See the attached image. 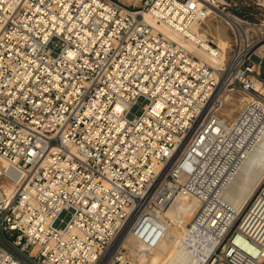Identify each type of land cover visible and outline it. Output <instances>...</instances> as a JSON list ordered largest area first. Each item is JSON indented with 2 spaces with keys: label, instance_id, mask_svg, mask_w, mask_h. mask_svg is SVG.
Wrapping results in <instances>:
<instances>
[{
  "label": "built area",
  "instance_id": "obj_1",
  "mask_svg": "<svg viewBox=\"0 0 264 264\" xmlns=\"http://www.w3.org/2000/svg\"><path fill=\"white\" fill-rule=\"evenodd\" d=\"M219 14L248 27V46L230 27L240 62L220 93L184 38ZM261 42L264 0H0V264H102L126 226L149 251L176 195L215 198L222 160L264 124L250 102L219 115L234 87L264 103ZM246 213L206 264H264V182ZM123 249L109 264H130Z\"/></svg>",
  "mask_w": 264,
  "mask_h": 264
},
{
  "label": "bare ground",
  "instance_id": "obj_2",
  "mask_svg": "<svg viewBox=\"0 0 264 264\" xmlns=\"http://www.w3.org/2000/svg\"><path fill=\"white\" fill-rule=\"evenodd\" d=\"M219 15L229 28L238 29L240 40L244 45L248 46V36L246 35L248 27H244L241 30L239 23L234 21V19ZM145 20L154 23V20L149 16H146ZM157 27L163 32H169L170 36H175L169 25L161 24L157 25ZM178 36H185L184 38H186L190 50L199 53L209 64L215 67L223 64L224 53L229 45L228 41L217 37L215 45L218 46V49H213L207 43V32L202 29L201 24L194 23L189 30L185 31L184 36ZM263 51L264 45L258 49L261 54ZM238 62L240 61L232 62L226 69L228 74H224L226 76L222 75L218 93L222 92L225 85L233 79V70ZM254 88L264 97V85L261 82L256 81ZM227 92L226 90L222 95L224 103L231 98ZM246 98L247 101L245 103H254L260 109H263L262 111L264 112V103L260 99L252 93H246ZM243 105L240 106L239 112ZM232 112L233 110L230 109L226 115H231ZM239 112L231 120L222 117L224 123H232L238 117ZM249 136L250 130L244 134L241 142H238L235 151H232L222 160L218 174L220 185L218 193L215 192V198L206 196V204H203L204 198L195 195L187 196L179 193L174 197L172 204L162 216L170 220L171 224L175 223L177 226L182 227L183 233L171 231L169 229L171 224H168L164 237L158 245L154 249L147 251L148 255L143 252L138 256L139 264H206L208 262L210 255L223 242L227 233L251 202L256 190L264 182V124L256 129V133L250 139V143ZM182 180L183 178L180 179V181ZM11 191L12 188H6L8 194ZM246 216L247 213L245 212L243 218L245 219ZM128 236H130L129 226H126L109 247L104 258L105 264H109L120 247H124ZM139 248L146 252L140 245Z\"/></svg>",
  "mask_w": 264,
  "mask_h": 264
},
{
  "label": "rangeland",
  "instance_id": "obj_3",
  "mask_svg": "<svg viewBox=\"0 0 264 264\" xmlns=\"http://www.w3.org/2000/svg\"><path fill=\"white\" fill-rule=\"evenodd\" d=\"M124 1L127 2L128 0H124ZM221 19L222 18H220V17H216V18H214V17L211 18L210 17L209 20L207 19V20H205V22L203 24H201L202 29L206 30L208 40H212L214 43H217V37H221V38L225 39L226 41H228L229 44L230 43L233 44V42L235 40V36H234V34H231V31H230L231 29L226 24V22L224 21V19H222V20ZM252 22H256L257 24H260L259 20H256V19H252ZM263 45L264 44L262 43V46ZM213 49H215V48L213 47ZM231 53H232L231 49L229 47H227L226 52L224 53V56L225 57L223 59V64L221 66H218L217 67L221 71L224 69L223 72H221L222 75H224V74L227 75L228 74V71L226 69H228L227 62L229 60V56L231 55ZM260 73H261L262 77H264V60L262 61V64H261ZM226 75H224V76H226ZM233 87L234 86H230L229 89H231ZM227 93H228L229 96H231V98L229 99V101H227V102L224 103L223 108L221 109V111H219V115L220 116H223V118L225 117V118H228V119L231 120V119H233L237 115V113L239 112V109L241 108L240 106H242L247 101V98H246V94L240 92V90L237 89V88H235V87H234V91L227 92ZM145 103H146L145 101H142L141 100L140 106H143ZM140 106L134 107L133 110H132V113L135 114V115H139L140 114V111H141V109H140L141 107ZM230 109L233 110V112H232L231 115H228L227 116L226 113L228 111H230ZM249 205H250V203H249ZM249 205L246 207L245 211L242 213V215L238 219V220H240V222L243 221V219H244L243 217L245 216V212H247V209L249 208ZM60 218L64 220V223L58 221L56 223V225L59 226V227H63L65 225V222H67L69 220L70 214L67 213V212H64V213H62V215H61ZM238 220H237V223H238ZM168 224L170 225L171 222H168ZM176 226L177 225L175 223H172L170 225V228L169 229L171 231L172 230L173 231H176L177 233H180V234L183 233V228L180 227L179 225L177 227ZM181 230H182V232H181ZM143 252L145 254H147V255L149 254L147 251L145 252V251L140 250L139 244H137L135 242V240L131 236H128V239H127V241H126V243L124 245V249L122 250V254H123L124 258L127 259L132 264H139V262H138V256L141 253H143ZM134 253H135V256H134ZM150 253H152V252H150ZM104 260H103V263L102 264H105L104 263Z\"/></svg>",
  "mask_w": 264,
  "mask_h": 264
}]
</instances>
